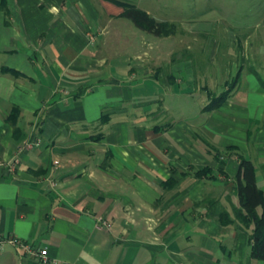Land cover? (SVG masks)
<instances>
[{
    "label": "crops",
    "instance_id": "obj_1",
    "mask_svg": "<svg viewBox=\"0 0 264 264\" xmlns=\"http://www.w3.org/2000/svg\"><path fill=\"white\" fill-rule=\"evenodd\" d=\"M126 1L155 19L141 0ZM3 6L0 234L45 248L49 264H261L249 256V228L232 212L239 207L238 154L254 166L264 199L261 41L243 49L258 63L246 67L226 103L213 111L200 107L209 113L201 134L225 140L218 149L186 125L151 123L159 118L152 108L128 112L127 106L158 100L136 98L158 78L134 61L150 49L135 52L138 26L115 1L4 0ZM257 26L263 39L264 12ZM38 136L39 145L20 148ZM203 166L213 177L192 175ZM101 220L109 226L100 227ZM0 264L39 263L3 243Z\"/></svg>",
    "mask_w": 264,
    "mask_h": 264
},
{
    "label": "rangeland",
    "instance_id": "obj_2",
    "mask_svg": "<svg viewBox=\"0 0 264 264\" xmlns=\"http://www.w3.org/2000/svg\"><path fill=\"white\" fill-rule=\"evenodd\" d=\"M141 1L142 8L147 7L152 11L155 19L169 22L175 20L172 21L175 27L169 35H155L134 26L140 31L136 30L135 34V52L150 49L149 56L135 57L134 61L141 63L140 69L149 67L147 69L151 70L150 74L158 78L149 85L144 83L145 87L136 98L137 101L139 98L153 97L158 100L148 102L147 105H137L135 109L133 106L126 108L133 114L152 108L159 118L151 120V123L173 124L174 130L183 124L191 130L188 131L191 134L193 130L201 134L200 126L207 123L209 116L207 112H199L200 107L207 103L206 91L213 96L226 90L225 85L240 69V77L235 82L239 87L247 71L246 67L258 63L254 56H243V49H256L255 44H259V41L264 45V38L258 39L256 36V30L260 28L257 25H260L264 12V0ZM122 27L127 30L126 25ZM245 34L249 35L245 39L247 48L243 45ZM160 109L164 111L161 116L158 113ZM201 135L202 139L213 143L214 147L223 148V137L215 136L214 139ZM165 138L170 140L169 137ZM230 200L233 201V198ZM257 211H260L259 207Z\"/></svg>",
    "mask_w": 264,
    "mask_h": 264
},
{
    "label": "trees",
    "instance_id": "obj_3",
    "mask_svg": "<svg viewBox=\"0 0 264 264\" xmlns=\"http://www.w3.org/2000/svg\"><path fill=\"white\" fill-rule=\"evenodd\" d=\"M116 4L121 5L122 15L129 18L135 25L142 28L144 31L151 32L155 35L158 34H171L174 30V23L168 22V20H155L147 11L142 10L134 3H130L126 0H113ZM4 0H0V8L4 7ZM6 69V68H5ZM238 75L225 85L226 90L220 91L217 94H209L206 91L207 103L202 107L203 111H209L219 108L225 103L230 90H232ZM18 111V110H17ZM17 111L11 112L10 115H14ZM101 121H105L108 117L103 114ZM166 125H170L167 123ZM161 129V127L159 126ZM238 169L234 175V191L237 193L238 208H234L232 212H235L234 218L239 222L242 227L249 228V234H247V243L249 247V256L257 259L258 262L264 264V199L263 192L257 187L256 179L254 175V166L247 158L238 154L236 156ZM211 168L203 166L201 169L193 170L192 175L195 177L206 176L208 178L213 177ZM170 179V178H169ZM171 181V180H169ZM260 211H257V208ZM221 212H227L222 210ZM222 215V214H221ZM222 217V216H221Z\"/></svg>",
    "mask_w": 264,
    "mask_h": 264
},
{
    "label": "built area",
    "instance_id": "obj_4",
    "mask_svg": "<svg viewBox=\"0 0 264 264\" xmlns=\"http://www.w3.org/2000/svg\"><path fill=\"white\" fill-rule=\"evenodd\" d=\"M41 142L40 137H32L31 140H24L22 141L20 148H24V147H32L33 145H39ZM1 166V163H0ZM9 169H12L11 167ZM100 227H108L109 224H107V222L105 220H101L99 222ZM99 227V228H100ZM3 243H6L8 246L10 245L11 247L20 250V252L22 254H26L29 257H33L35 260L38 261L39 264H49L53 261H51L50 259H48L47 257V253L45 248H38V247H34V245L28 243L27 241H21L19 238L14 237V236H4L0 234V245H2Z\"/></svg>",
    "mask_w": 264,
    "mask_h": 264
}]
</instances>
